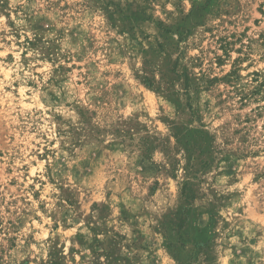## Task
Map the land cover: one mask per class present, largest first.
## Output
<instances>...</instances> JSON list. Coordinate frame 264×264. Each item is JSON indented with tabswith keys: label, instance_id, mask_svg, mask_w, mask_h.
Segmentation results:
<instances>
[{
	"label": "rangeland",
	"instance_id": "rangeland-1",
	"mask_svg": "<svg viewBox=\"0 0 264 264\" xmlns=\"http://www.w3.org/2000/svg\"><path fill=\"white\" fill-rule=\"evenodd\" d=\"M0 264H264V0H0Z\"/></svg>",
	"mask_w": 264,
	"mask_h": 264
}]
</instances>
